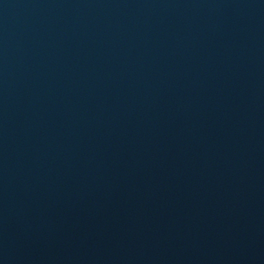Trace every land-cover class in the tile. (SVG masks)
<instances>
[{
    "label": "water",
    "instance_id": "obj_1",
    "mask_svg": "<svg viewBox=\"0 0 264 264\" xmlns=\"http://www.w3.org/2000/svg\"><path fill=\"white\" fill-rule=\"evenodd\" d=\"M0 264H264V0H0Z\"/></svg>",
    "mask_w": 264,
    "mask_h": 264
}]
</instances>
